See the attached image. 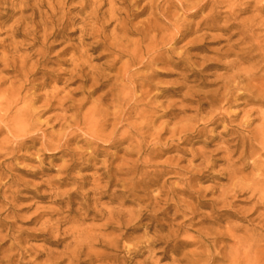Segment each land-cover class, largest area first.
Listing matches in <instances>:
<instances>
[{"label":"bare ground","instance_id":"6f19581e","mask_svg":"<svg viewBox=\"0 0 264 264\" xmlns=\"http://www.w3.org/2000/svg\"><path fill=\"white\" fill-rule=\"evenodd\" d=\"M256 1L17 0L16 12L10 16L0 13V22L12 21L6 38L11 54L0 62V133L6 130L15 141L7 150L39 145L41 150L60 153L67 158L66 173L74 170L85 156L88 162L107 157L88 193L77 192L87 184L85 181L76 184L75 190L66 192V200L55 201L64 206L49 214L56 219L52 221L50 217L41 222L40 230L55 239L53 245L63 242V237L71 239L61 252L65 259L54 264H158L153 260L155 254L163 260L169 254L180 255L172 264H259L258 255L264 259V34H254L256 27H264V22L254 16L241 18ZM177 11H191L193 19L200 15L195 29L181 21ZM145 13L143 21L134 22ZM212 30L221 32L220 37H226L228 43L236 38L226 50L233 58L224 68L226 74L213 96L207 102L201 99L204 103L200 106L208 112L191 130L196 133L205 124H225L228 139L222 141V159L226 163L228 189H222L216 199L193 206L179 199L194 196L189 181L169 185L168 178L162 179L173 173L172 168L149 170L158 158L162 135L170 133L168 141H172L185 131L167 127L156 130L148 123V114L158 98L151 94L156 90L154 68L177 65L169 56L170 44L189 35L196 37L188 44L202 43ZM19 38L28 42L30 50L39 48L25 58L17 56L22 46L17 42ZM68 41H76L75 54L70 74L63 78L49 70L48 54L57 43ZM99 50L101 58L107 60L97 67L91 64L87 53ZM33 58L37 59L30 63ZM60 83L63 88L57 87ZM68 83L79 84L77 90L84 93L81 100H73L76 93ZM4 84L8 87L2 89ZM233 107L242 110L229 112ZM47 111L55 114L41 122ZM239 114L242 117L235 124ZM49 120L56 122V131L42 129ZM254 122L258 126L250 130ZM145 139L151 141L146 143ZM78 143H82V148L75 147ZM103 147L114 153L105 154ZM152 186L158 188L157 194L144 198ZM112 187L122 190L114 192ZM247 195L254 204L248 216L238 217L232 210V200ZM127 204L136 209H126ZM199 206H210L209 214H201ZM169 211H174L172 221L181 218L182 222L165 225ZM88 216L102 220L101 229L86 228L84 221ZM196 217L201 220L194 222ZM231 218L248 225L234 224ZM203 223L210 226L196 228ZM2 226L0 244L9 245L0 264H14L16 253H11H18L21 240L11 234V224ZM139 228H144L143 235L129 238L127 232ZM105 229L126 233L109 240L103 233ZM165 231L167 234L161 236ZM223 242L231 245L224 246ZM97 246L117 254L98 255L94 252ZM156 247L161 250L157 252ZM188 247L194 249L187 250ZM123 252L126 254L121 256ZM144 254L142 261H136ZM82 256L89 260L81 262ZM16 264L23 263L18 260Z\"/></svg>","mask_w":264,"mask_h":264},{"label":"rangeland","instance_id":"374dc122","mask_svg":"<svg viewBox=\"0 0 264 264\" xmlns=\"http://www.w3.org/2000/svg\"><path fill=\"white\" fill-rule=\"evenodd\" d=\"M162 0H159V2ZM17 0H3L0 4V13L10 16L13 12L17 11L15 3ZM144 2L140 5L142 7ZM103 10H106L104 8ZM191 11H177V16L184 23L192 25L195 29V24L199 22L200 15L195 19L190 17ZM206 14V13H205ZM147 14L140 15L134 21L135 23L141 22L146 18ZM256 17L259 21L264 22V2L257 0L251 4L247 14L241 18L246 19ZM11 20H1L0 22V62L4 56L11 54L10 48L6 38L8 36V27L11 25ZM230 23V22H229ZM114 25V24H113ZM113 25L107 29V34H110ZM223 25V23H221ZM255 28L254 34H261L264 27ZM203 32L199 33L201 35ZM78 35H74L71 39H75ZM222 33L219 31H210L207 33L205 40L202 43L196 42L195 44H188V42L195 39L196 35H189L184 40L178 41L176 44L171 43L170 48L172 54L169 55L172 61L176 63L168 65H158L154 68L153 81L156 90L151 91L153 95H158L154 101L155 105L152 107L151 112L148 114V123H152V128L167 129L176 128L185 131L184 134L176 136L172 141H168L170 133L163 134L161 137L160 145L158 147V158L153 167L149 170H162L164 167L172 168L173 173L164 176L162 181L166 178L169 179L170 184H180L184 181H189L192 186L194 196L192 197H179L187 204L197 206L198 202H206L213 200L220 196V192L227 190L226 182V163L222 159L223 147L222 141L228 139L225 136V124L211 125L205 124L204 129L201 127L194 133L191 129L196 126V123L205 117L208 109L205 106H200L201 103L207 102L220 86L222 77L226 74L227 63L233 57H229L226 52L227 46L232 44V39L229 43L226 37H220ZM135 37H133L134 39ZM17 42L22 43L19 46L20 51L17 56L26 57L32 54L39 46L30 50L27 41L19 38ZM76 41H68L66 43H57L53 46L48 58L50 63L49 70H53L55 75L67 78L71 69V58L74 56V47ZM88 44V43H87ZM237 51V50H236ZM98 52H89L87 56L90 58L93 66H100L107 59L101 58ZM37 58L30 59V63ZM179 59L181 62L179 63ZM0 63V71H1ZM1 76H5L1 74ZM72 84V83H70ZM68 83L70 90H74L73 100L79 101L83 98L84 93L77 87L79 84L71 85ZM8 84H4L2 89L7 88ZM58 88H63V83H60ZM163 90V92H160ZM93 96V98H95ZM204 99V102L201 101ZM242 108L233 107L229 112L238 113ZM54 111H47L41 117V122L54 115ZM242 114L236 119L238 124ZM56 122L49 120L42 127L47 132H54L57 127H54ZM258 126V122H254L250 130ZM150 139H145L149 143ZM15 141L12 135L6 130L0 133V230H3L4 223L11 224V234L21 240L19 250L12 252L14 256V264L21 260L23 264H54L60 263L65 258H62L63 247L69 244L70 237H63L65 240L58 245H53L55 239L46 235L41 231V222L50 218L49 214L53 215L54 211L64 207L55 201L66 200V192L75 190L80 182L87 183L83 189H77L79 194H86L89 192L91 182L94 177L101 174L103 171L102 161L106 160V156L99 158V161L88 162L87 156L81 159L76 165L75 169L69 173L64 172V166L67 165V158L63 157L60 153H53V151H45L36 145L34 148L14 150L12 152L7 149L14 145ZM150 145V144H149ZM82 143L75 145L76 148H82ZM84 149V148H83ZM102 150L105 154H113L114 152L109 147H103ZM264 161V159L262 160ZM116 164V163H114ZM247 170L246 173H248ZM255 175L258 172H254ZM85 179V180H83ZM64 183V184H63ZM71 183V184H70ZM161 184V182L159 183ZM157 187L152 186L149 188L145 197H153L157 194ZM111 190L119 192L121 187H112ZM54 194L63 195L62 197H54ZM141 195H143L141 193ZM247 196L238 197L232 200V210L237 212L238 217H246L249 215L248 211L254 204L253 200H249ZM76 201V199H73ZM134 197L130 198L133 201ZM231 202V199H228ZM126 209H136L134 205L127 204ZM184 212H188L182 208ZM201 214H209L210 206L201 208L198 207ZM174 211L167 213L168 221L165 225L172 226L182 222L181 218L172 221ZM242 214V215H241ZM56 216H52L51 220H55ZM201 220L199 217L194 219V222ZM231 222L239 226H246L248 224L241 222L238 218H231ZM146 221L143 222V224ZM103 221L94 219L93 216H88L84 221L86 228L94 230L101 229ZM257 223L254 224V226ZM208 223H203L200 227L208 228ZM252 228V227H249ZM264 231V229H263ZM256 232H261L256 228ZM106 239H116L120 235L126 233L124 230H104ZM129 238H139L144 233V228H139L136 231L127 232ZM5 234V231L3 232ZM167 232H162L161 236L166 235ZM264 235V232H262ZM192 235V234H191ZM151 236V234H150ZM124 240H129L125 238ZM51 242V243H50ZM224 246H230L231 243H222ZM9 243L0 244V257L3 256L4 251L7 249ZM161 247H156L159 252ZM194 247H188L187 250H192ZM86 251V250H85ZM94 252L98 255H115L108 251L104 246H97ZM85 254V253H84ZM126 253H121L124 255ZM146 254L137 257L136 261H142ZM259 264H264V259L258 255ZM180 255H168L167 259H162L161 255L155 254L153 260L158 264H172L173 260L180 259ZM89 258L82 256L80 261L85 263ZM66 262L64 261V263ZM92 264H98L94 262Z\"/></svg>","mask_w":264,"mask_h":264}]
</instances>
